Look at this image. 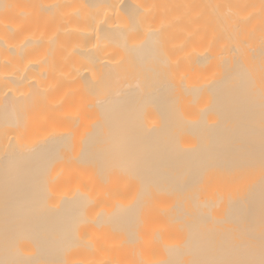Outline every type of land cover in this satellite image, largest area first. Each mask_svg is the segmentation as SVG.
I'll list each match as a JSON object with an SVG mask.
<instances>
[{"label": "bare ground", "instance_id": "bare-ground-1", "mask_svg": "<svg viewBox=\"0 0 264 264\" xmlns=\"http://www.w3.org/2000/svg\"><path fill=\"white\" fill-rule=\"evenodd\" d=\"M224 1L0 0V264H264V1Z\"/></svg>", "mask_w": 264, "mask_h": 264}, {"label": "rangeland", "instance_id": "rangeland-1", "mask_svg": "<svg viewBox=\"0 0 264 264\" xmlns=\"http://www.w3.org/2000/svg\"><path fill=\"white\" fill-rule=\"evenodd\" d=\"M203 1H204V2L202 3V5H203L204 3H205L204 5H207L206 2H207L208 0H206V2H205V0H203ZM209 1H211V0H209ZM222 1H224V0H221V2H222ZM226 1H227V0H226ZM229 1H230V0H229ZM229 1H227V2H229ZM231 1H232V0H231ZM233 1H234V0H233ZM239 1H241V3L243 2V4H244V1H246V0H244V1H243V0H238V2L236 1L237 4L239 3ZM256 1H257V0H256ZM261 1H264V0H261ZM261 1H260V2H261ZM212 2H215V1H212ZM212 2H211V3H212ZM216 2H217V1H216ZM216 2H215V5L217 4ZM218 2H219V1H218ZM224 2H225V1H224ZM224 2H222V3H224ZM227 2H226V3H227ZM234 2H235V1H234ZM247 2H248V1H247ZM252 2H253V0H252V1L250 0V1H249V3H252ZM211 3H208V4H211ZM226 3H225V4H226ZM256 3H257V2H256ZM258 3H259V2H258ZM258 3H257V4H258ZM228 4H229V3H228ZM228 4H226L225 8H228V6H227ZM231 4H232V2H231ZM243 4H242V5H237V6H236V4H234V5H233V6H234V9H235V6L238 8L239 6H243ZM245 4H246V3H245ZM252 4L255 6V3H252ZM261 4H264V3H261ZM204 5H203V6H204ZM211 5H212V4H211ZM218 5H220V4H218ZM223 5H224V4H223ZM250 6H251V4H250ZM250 6H249V7H250ZM261 6L263 7L264 5H261ZM261 6H260V7H261ZM208 7H209V5H208ZM210 7H211L210 9L212 10V9H213V8H212L213 5L210 6ZM215 7H216V6H215ZM229 7H230V6H229ZM243 7H244V6H243ZM256 7H257V6H256ZM256 7H255V8H254V7H250L251 11H252V8H253V9H256ZM260 7L258 6L259 9H260ZM204 8H205V7H204ZM216 8H218V6H217ZM223 8H224V7H223ZM244 8H245V7H244ZM244 8H243V12H242L241 14H243V13L245 12L244 14L246 15V13H248L247 11L250 12V9H249V8H248V9L246 8V11H245ZM263 8H264V7H263ZM205 9H206V8H205ZM207 9H209V8H207ZM214 9H215V8H214ZM214 9H213V10H214ZM219 9H220V8H219ZM221 9H222V8H221ZM238 9H240V8H238ZM259 9H257V10H259ZM213 10H212V11H213ZM240 11H242V9H240ZM255 11H256V10H254V11L251 12V13H254ZM224 12H225V11H224ZM262 12H263V11H262ZM262 12H261L260 14H264V12H263V13H262ZM222 13H223V12H222ZM212 14H213V13H212ZM212 14H211V16H213ZM225 14H226V12H225ZM218 16H219V15H218ZM223 16H224V15H223ZM220 17H222L221 14H220ZM220 17H219V18H220Z\"/></svg>", "mask_w": 264, "mask_h": 264}]
</instances>
